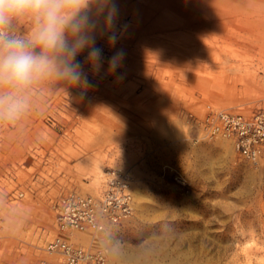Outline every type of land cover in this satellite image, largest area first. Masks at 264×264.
Here are the masks:
<instances>
[{
	"label": "rangeland",
	"instance_id": "obj_1",
	"mask_svg": "<svg viewBox=\"0 0 264 264\" xmlns=\"http://www.w3.org/2000/svg\"><path fill=\"white\" fill-rule=\"evenodd\" d=\"M82 15L88 47L72 63L92 87L53 73L19 93L17 118L0 116V264L53 261L57 202L98 193L113 169L134 178V212L82 239L110 264H264V161L204 138L190 118L206 105L264 107V0H89ZM32 27L11 25L20 36Z\"/></svg>",
	"mask_w": 264,
	"mask_h": 264
},
{
	"label": "clouds",
	"instance_id": "obj_2",
	"mask_svg": "<svg viewBox=\"0 0 264 264\" xmlns=\"http://www.w3.org/2000/svg\"><path fill=\"white\" fill-rule=\"evenodd\" d=\"M89 0H0V116L17 118L27 107V98L20 95L33 82L55 73L59 78L79 86L92 85L72 61L88 47L84 36L87 16L82 15ZM29 19L33 27L25 36L13 35V21ZM69 37L75 38L74 43ZM110 35L107 48L117 42ZM38 50V51H37ZM122 50L108 61L107 74H114L123 60ZM101 50L88 52L86 61L94 73L99 72Z\"/></svg>",
	"mask_w": 264,
	"mask_h": 264
},
{
	"label": "built area",
	"instance_id": "obj_3",
	"mask_svg": "<svg viewBox=\"0 0 264 264\" xmlns=\"http://www.w3.org/2000/svg\"><path fill=\"white\" fill-rule=\"evenodd\" d=\"M13 35H19L11 28ZM193 125L207 139L231 141L235 152L251 163L264 161V107L247 114L206 105L201 116L190 115ZM177 184L186 180L173 174ZM134 178L130 172L113 169L106 173L101 190L94 195L70 192L55 207L56 236L46 244L53 261L41 264H110L108 250L85 245L83 237L93 239L109 227L130 218L134 212Z\"/></svg>",
	"mask_w": 264,
	"mask_h": 264
}]
</instances>
